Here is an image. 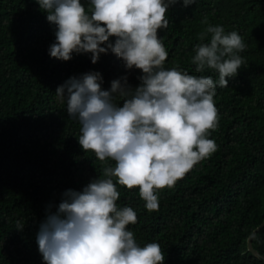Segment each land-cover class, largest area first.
<instances>
[{
  "label": "trees",
  "instance_id": "obj_1",
  "mask_svg": "<svg viewBox=\"0 0 264 264\" xmlns=\"http://www.w3.org/2000/svg\"><path fill=\"white\" fill-rule=\"evenodd\" d=\"M81 3L90 9V0ZM166 19L167 29L158 30L166 70L218 82L217 72H197L191 63L195 46L210 42V34L198 39L208 25L241 36L244 63L226 78L228 87L215 89L218 119L208 138L216 151L155 193L158 210L147 211L138 188L118 184L117 206L136 212L128 230L141 247L158 243L163 264H264V225L251 238L257 254L247 249L264 222V0H195L188 7L179 0ZM55 32L36 0H0V264H44L36 236L49 209L57 210L64 192L82 191L114 167L81 148L80 124L57 88L90 72L101 74L103 90L124 77L135 88L143 75L110 51L95 64L90 53L52 58ZM114 102L122 106L123 98Z\"/></svg>",
  "mask_w": 264,
  "mask_h": 264
},
{
  "label": "clouds",
  "instance_id": "obj_2",
  "mask_svg": "<svg viewBox=\"0 0 264 264\" xmlns=\"http://www.w3.org/2000/svg\"><path fill=\"white\" fill-rule=\"evenodd\" d=\"M36 2L56 28L50 57L69 61L73 53H90L95 64L110 51L126 69L143 74L135 88L124 77L103 90L98 72L72 77L57 88L58 100L80 124L78 143L84 152L115 163L104 168L106 178L82 191L64 192L57 210L49 209L36 236L44 264H163L158 243L141 247L128 230L137 214L117 206L116 184L138 188L147 211H156L155 193L174 186L216 151L208 138L217 126L215 89L228 87L226 78L237 75L244 63L238 53L246 45L237 32L226 34L222 26L208 25L199 34L200 41L210 34V42L195 46L191 63L197 72H217L215 82L211 76L164 68L168 53L158 30L167 29L166 13L179 0H90L88 11L81 0ZM182 3L188 7L195 0ZM116 96L123 98L122 106L114 102Z\"/></svg>",
  "mask_w": 264,
  "mask_h": 264
},
{
  "label": "water",
  "instance_id": "obj_3",
  "mask_svg": "<svg viewBox=\"0 0 264 264\" xmlns=\"http://www.w3.org/2000/svg\"><path fill=\"white\" fill-rule=\"evenodd\" d=\"M264 225V222L256 229V230H254L253 232H252V235L248 238V240H247V249H248V251H250L252 254H254V255H256L257 254V252L255 251V250H253L252 249V247H251V238H252V236L255 234V232L259 229V228H261L262 226Z\"/></svg>",
  "mask_w": 264,
  "mask_h": 264
}]
</instances>
